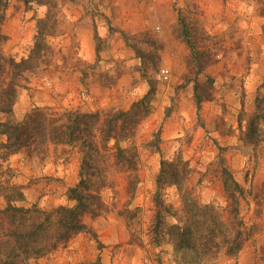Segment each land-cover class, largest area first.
Masks as SVG:
<instances>
[{
	"label": "rangeland",
	"instance_id": "rangeland-1",
	"mask_svg": "<svg viewBox=\"0 0 264 264\" xmlns=\"http://www.w3.org/2000/svg\"><path fill=\"white\" fill-rule=\"evenodd\" d=\"M58 2V35L48 41L55 54L49 66L30 76L20 91L14 106L15 120H22L33 108L51 116L68 110L83 113L127 110L147 93V79L154 82L155 94L150 114L138 125L134 139L139 159L134 194L131 196L126 192L127 174L112 170L113 188H105L100 194L106 211L97 217L85 216L86 231L29 264H79L96 260L101 264H242V257L251 258L254 264H264V260H260V252L264 248V206L263 202L258 203L264 196V143L246 149L237 130V122L240 120L245 126L246 120L254 113L256 95L263 93L264 0H122L116 4H109L106 0ZM78 5L82 7L79 21L82 20L83 25L93 24L94 17L103 16L105 12L112 20L116 18L121 23L132 24L139 20L146 26L145 31L139 34L126 33L130 37L135 36V40H129L128 44L122 39L125 49L129 50L123 56L131 54V63L126 57L121 61V57L113 59L110 55L106 59L108 66L98 64L99 58L89 66L77 59L73 34L79 21H72L70 15L75 16L71 10ZM44 14L45 9L38 6L37 0H30L28 4L8 3L1 28L7 38L3 46L5 55L16 61L27 57L35 35L36 20ZM180 14L189 24L188 32L193 38H200L195 43L196 48L209 49L217 55L215 64L204 73L214 81L213 100L202 104L199 117L193 103V83L181 87L183 78L190 75L185 68L190 52L182 37L178 21ZM109 29L111 32L117 30ZM149 42H154V50ZM157 45L160 47V60L155 57ZM132 46L142 52L143 61L135 55ZM153 51L154 59L151 61ZM142 63L149 68L146 79L140 73ZM163 69L169 71L167 80L161 77ZM134 74H137V80ZM122 77L128 80H119ZM3 142L4 138L0 136V144ZM14 156L23 168L26 164L32 167L30 174L39 164L50 161L66 175L73 174L74 185L77 184L80 155L75 147H51L43 158L25 151ZM176 157L187 162L191 170L185 190L199 205L216 207L223 221L226 222L227 213L219 173L220 159L248 193L240 202L239 213L242 230L248 231L250 236L237 256H226L224 249L206 256H202L201 250L199 253L187 251L180 254L174 251L167 236L163 235L156 242L152 239V198L159 163ZM19 169L11 168L13 184H16ZM67 189L59 193L65 196L64 206L70 207L74 203L67 200ZM162 200L173 213L180 211V199L175 188H167L162 193ZM39 201L37 199L33 205L41 210H52L48 206L42 207V204L39 207ZM21 206L29 207L25 197ZM163 221L170 226L179 224L180 218L173 214L165 215Z\"/></svg>",
	"mask_w": 264,
	"mask_h": 264
},
{
	"label": "trees",
	"instance_id": "trees-1",
	"mask_svg": "<svg viewBox=\"0 0 264 264\" xmlns=\"http://www.w3.org/2000/svg\"><path fill=\"white\" fill-rule=\"evenodd\" d=\"M9 2L28 4L30 0H0V136L4 138L0 144V197L4 201V207L0 210V264H29L65 246L86 231L83 222L85 216L97 217L106 211L100 194L105 188H113L110 178L112 170L127 174L126 192L131 196L134 194L139 166L134 139L138 125L150 114L155 85L147 79V93L127 110L94 113L68 110L51 116L39 108H33L22 120H15L14 106L20 91L25 88L30 76L42 67L49 66L55 54L48 41L58 35L59 2L37 0L38 6L45 9V14L36 20L35 35L27 57L18 61L3 52L7 38L1 28ZM178 21L190 52L185 62L190 75L183 78L181 87L193 83L192 97L198 116L202 104L213 100L214 81L204 73L215 64L217 55L209 49H197L195 43L200 38H193L188 32L189 24L181 14ZM119 33L126 44L131 39L135 40V36ZM94 41L96 50H99L100 40L96 35ZM149 44L154 50V42ZM132 50L143 61L142 52L135 46H132ZM155 51V57L160 60L158 45ZM151 54L153 57L150 59L153 61L154 51ZM148 70L142 63L140 73L145 79ZM261 89L263 93L256 95L254 113L246 120L245 126L241 125L240 120L237 122L240 142L246 149L264 143V82ZM111 142L113 146L109 145ZM51 147H75L80 155L77 184L66 191V198L74 203L73 206H60L49 211L41 210L36 205L21 206L24 203L23 188L12 183L14 173L7 165L9 158L22 151L43 158ZM220 161L226 222L216 207L199 205L185 190L191 173L187 162L180 157L160 161L152 198L154 215L150 232L154 242L163 235L167 236L174 251L180 254L187 251L199 253L198 250H201L202 256H206L210 252L216 254L221 249L229 257L240 253L250 236L248 231L242 230L239 213L240 202L244 201L248 193L237 183L224 161ZM172 187L177 190L181 205L180 211L175 213L162 200V193ZM262 202L264 206V196L260 198L259 205ZM172 214L180 218V223L167 226L163 218ZM260 253V260H264V248ZM79 264L101 263L96 260Z\"/></svg>",
	"mask_w": 264,
	"mask_h": 264
},
{
	"label": "crops",
	"instance_id": "crops-1",
	"mask_svg": "<svg viewBox=\"0 0 264 264\" xmlns=\"http://www.w3.org/2000/svg\"><path fill=\"white\" fill-rule=\"evenodd\" d=\"M122 0H106L109 4H116ZM81 6L78 5L71 12L75 15L74 17L70 15L72 21L78 22L82 17ZM109 11V9H108ZM103 16H95L93 19V24L88 23L83 25L82 20L79 21L78 25L74 29V39L76 42V51H77V59L84 62L85 64L93 65L95 61L98 59V64H108L106 59L108 55L111 58H117L123 61V58L126 57V60L130 62L129 56L124 55V52H129L128 49H125V44L120 36L119 32L129 33L131 35L139 34L145 31L146 26L142 23L136 21L135 23H121L119 19L114 18L110 19L109 15L103 12ZM111 22L107 23V19ZM120 22V23H118ZM116 28L117 30L111 32L109 28ZM97 36L100 40L99 42V50H96V43L94 41V36ZM114 44V46H112ZM122 53V56L121 54ZM176 61V60H175ZM131 63V62H130ZM181 67V66H180ZM180 70V69H179ZM183 70V67H182ZM135 80L138 79L137 74H134ZM119 80H128L127 77H122ZM131 80H133L131 78ZM15 157V156H14ZM14 157H10L7 165L10 168L17 169L20 168L19 176L16 177L15 183L23 188V195L25 197V201L29 203V206L36 203L37 199L42 207H46L49 209H53L56 207L66 205L65 196H61L59 191H65L67 188H71L75 184V178L73 181V174L66 175L65 171H62L55 166L52 162L48 161L44 165L39 164L36 169H33V174H30L29 164H26L23 168V165L18 164L17 160H14ZM47 161V160H46ZM50 163V164H49ZM48 177V178H46ZM58 191V192H55ZM4 207V201L0 197V210ZM240 261L242 264H254L255 262L251 258H243ZM252 260V261H251Z\"/></svg>",
	"mask_w": 264,
	"mask_h": 264
},
{
	"label": "built area",
	"instance_id": "built-area-1",
	"mask_svg": "<svg viewBox=\"0 0 264 264\" xmlns=\"http://www.w3.org/2000/svg\"><path fill=\"white\" fill-rule=\"evenodd\" d=\"M168 74H169V71L167 69L161 70V77H162L163 80H167L168 79Z\"/></svg>",
	"mask_w": 264,
	"mask_h": 264
}]
</instances>
